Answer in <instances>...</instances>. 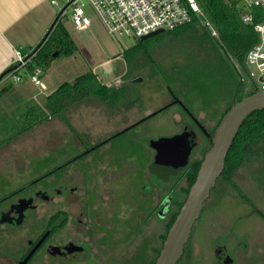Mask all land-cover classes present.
I'll return each instance as SVG.
<instances>
[{"label":"rangeland","instance_id":"obj_1","mask_svg":"<svg viewBox=\"0 0 264 264\" xmlns=\"http://www.w3.org/2000/svg\"><path fill=\"white\" fill-rule=\"evenodd\" d=\"M83 1L86 4L87 14L93 20L92 32L88 29L78 30L69 21V17L66 22L71 36L78 41L80 46L75 59L81 65L85 62L87 63L86 67L91 65L93 68L108 55L112 58L113 74H107L104 67L97 68L98 73L100 76L107 78L103 79L102 83L107 85L118 84L121 79L114 80V78L118 71L124 72L125 70L123 51L137 42L133 37H118L109 34L93 6L88 0ZM63 6L61 2L58 10L60 11ZM68 11L71 12V8H67ZM149 47L153 52L155 51L156 59L159 61L158 64H154L157 69H148L149 67L140 69L141 63L146 64L141 53L137 55L133 62H130L132 66L136 65L135 78L131 80L138 79V81L132 82L135 85L133 87L134 94L128 96V101L137 99L136 108L109 115L102 102L99 103L101 107L98 103H93L90 107L84 103L85 106L81 108V111L76 108L70 111L77 114V116L69 119L74 126V129L70 127L71 131L76 132L75 137L66 136V133L62 135L58 130H53L54 126L51 124L48 127H52V129L44 128V132L39 133L37 131L22 139V144L25 145V149L30 154H39L43 151L45 153L46 151L57 152L58 148L61 147L67 150L61 155L51 153L46 163L56 160L65 161L66 158H70V154L77 153V150H84L81 147L75 149V143L81 141L80 137L92 142V144L96 142L97 149L91 153L92 156L88 160L85 161L86 158H82L75 168L66 169L73 173V177L78 178L81 185L84 182V185L94 184L99 190L105 189L106 200L108 199V203L115 206L116 221H119V217L124 214L128 215L130 232L127 233V238L130 236L132 240L128 256L131 259V264L149 263V259L146 258L145 243H149L150 240H154L153 243H155L156 234H164L167 227L165 220L161 221L153 218L149 224L148 221H145L147 214L152 212V201L151 197L145 199L141 196L140 191L146 190L148 195L154 197L153 200L156 202L162 198L161 196H166L171 186L177 190V195L181 188L187 186L185 175L182 172L171 176L167 182L168 187H164L163 190H157L152 182L161 181V179L151 174L150 165L152 164L153 149L149 146V139L180 133L183 129L182 120H189L183 115L178 104L171 103L173 98H176L175 93L177 96L181 95L183 101L198 115L199 121L205 122L202 124L207 130L214 126L229 100L226 94H221L218 96L219 98L216 97L209 108L205 109L196 100L198 96L196 90H192L190 84L185 82V76L193 73L197 66L200 68L201 63H193V57H187V53L190 56L194 49L199 50L188 37L165 36L160 40L150 41ZM66 60L65 57H57L54 60L53 67L48 68V72H51L53 79L54 76L60 78L63 76L70 77L72 73L70 69H67V64L64 66L57 65ZM250 68L256 74L258 73L253 67ZM153 70L160 73L162 77H166L167 85L170 88L160 80L161 78H158V75L154 74ZM237 70L244 80V89L241 92L240 99L258 91L250 73L241 66H238ZM175 75H181L184 81L175 82L171 79ZM213 94L214 92L211 91L210 98ZM169 104L171 106L163 108ZM154 112L156 113L149 116L137 129L135 127L136 130L132 128L131 133L126 132L120 137L111 138L113 140V144L110 143L113 146L112 149L107 150L103 147L104 144L100 143L115 129L130 125ZM113 119L115 120L112 121ZM115 121H120L118 126L112 124ZM44 133H46L45 141ZM123 142H125V149L119 147ZM201 150L202 146L194 148V158L202 157ZM85 151H87L86 147ZM138 152L140 154L135 155ZM8 153H10L8 148L0 151V167L5 171L3 179L10 178L11 180L9 187H6V192L13 194L20 190V184L26 182L23 179L31 178V175L27 170V174L21 175L26 165L23 157H19L15 162H10L12 159L7 156ZM70 163L71 161L66 163V166ZM62 172H59L61 173L60 178ZM150 177L153 179L151 180ZM233 179L242 188L250 201L247 202L246 199L238 195L227 180L219 181L216 189L206 201L204 210L196 221L191 235L190 246H192L193 260L190 262L192 264H213L212 244L219 239H224V236L229 237L230 252H237L238 264H264V217L260 213V211L264 213V186L261 187L254 180L252 171L249 168L239 170ZM38 188H41L40 185H38ZM107 190H114V193L108 196ZM18 195L19 193H14L13 198L6 199L3 205H9V202L16 200ZM55 199L56 205L61 204L60 197ZM175 200H180V197H176ZM106 205V202L100 201V208ZM254 207L258 210L255 211ZM141 210L142 213L140 214L139 211ZM120 211H122V214L118 217ZM44 214H46V209L42 207L38 210L34 220H39ZM139 233L141 234L139 235ZM6 238H9V236L3 237L0 243H5ZM0 264L10 263L6 262L0 254Z\"/></svg>","mask_w":264,"mask_h":264},{"label":"trees","instance_id":"obj_2","mask_svg":"<svg viewBox=\"0 0 264 264\" xmlns=\"http://www.w3.org/2000/svg\"><path fill=\"white\" fill-rule=\"evenodd\" d=\"M199 2L204 9L206 17L212 22L217 35H213L212 32L204 25L202 20L195 18L194 21L174 30H164L144 40L137 39V43L135 45L123 51L126 69L122 73V82L113 85L104 84L92 70H89L85 74L78 77L74 82L62 83L48 96L47 103L50 108L48 113L40 109L39 106L37 107V104L31 103L27 106L26 110L20 111L13 118L9 117L7 122H14L18 125V132H16V134L32 129L43 120L57 117L65 120L68 126L74 129V126L64 116V114L70 106L78 104L79 102L93 99L103 102L106 106L113 107V109H116L121 105H126L128 109H133L134 107L136 108L137 99H133L130 102L128 101V96L134 94L133 87L135 85L132 83L133 81H131V79L135 78L134 72H136V65L132 66V63L130 62H133L137 55L141 53L146 64L144 65L141 63L140 69H147V67H149L148 69H157V66L154 64H158L159 61L156 59L155 51L153 52V50L149 47V42L152 40H160L165 36H176L181 38L186 36L193 42V44H196L199 49H194V52L190 56L187 53V57H193V63H201L199 65L200 68L197 66L193 73L185 76V82L190 84V88L192 90H196L198 96L197 99H195L199 104L201 103V106L204 109L209 108L211 104H213L212 102L216 99V97L221 94H226L229 99L227 106L221 111V114L217 118L214 126L212 128H208V132L213 135L223 115L237 100L240 99L241 94L239 96V89L241 79L240 74L234 66L244 67L246 55L248 51L257 43L258 35L252 24H248L243 21L242 0H199ZM63 12L64 10L59 12L52 28L49 30L42 42L29 55L28 58H30V61L26 66L28 72H32L36 67H41L44 74L45 70L51 64V55L56 50H58L56 58L70 57L78 51L77 43L61 19ZM252 13H254L256 21H259L261 19V14H264L260 8L252 9ZM222 47L227 53L224 52ZM14 68L15 66L12 65L9 69L3 72L0 76V80L11 73ZM153 72L156 76L158 75L159 79L161 78L160 80L166 86H168L166 77H162L160 73L155 72L154 70ZM171 79L179 83L180 81H184V78L181 75H175ZM168 87L170 88V86ZM5 90L6 88L2 89L0 91V95ZM211 91H213L214 94L210 98ZM175 96L177 100H181L183 102V104L190 110L191 113H193L195 117H198V115L192 111L191 107L183 101L181 95L177 96L175 93ZM32 106L37 107L38 112L37 110L33 111ZM168 106L171 105H166L165 108ZM179 107L183 115L189 119L184 121L185 127L183 130H185L188 125H192L193 128V125L195 126L194 119L190 114H188L183 106ZM201 123L205 122L201 120ZM152 139L153 138H150L149 142ZM197 146H202V157L195 158L191 168L186 171L187 173L185 175L187 177V186L181 188L180 190V196L178 195L180 200H177V208L174 211L171 220L167 223L166 232L162 234L163 241H165L170 227L187 199L190 188L197 178L203 157L209 150L211 143L209 139H206L204 144L200 145L199 143ZM119 147L121 149H125V142H123ZM150 147L152 149L154 148L152 146ZM137 154L140 153L138 152L135 155ZM154 156L155 155H153V157ZM151 163L153 164L152 161ZM40 165L35 164L33 169H37ZM243 168L251 169L254 180L261 187L262 185L264 186V109L254 111L242 124L227 155L224 171L218 178L216 186L212 189L211 194L216 189L219 181L224 179L227 180L231 186H233L238 195L249 202L250 199L233 179L234 175ZM60 170V166L53 167L49 172L50 174L47 173L41 177H37L34 181L35 183L29 182V186L21 187L20 190L16 191L17 194L27 190L32 184L37 186L36 188L40 185L42 186L41 188L44 189H46L48 185H56L60 179ZM14 193L10 194L9 198L13 197ZM254 210L257 211L258 209L254 207ZM260 213L264 217V213L261 211ZM161 249L162 246L156 253L151 264H155ZM223 257L221 260H223Z\"/></svg>","mask_w":264,"mask_h":264},{"label":"flooded vegetation","instance_id":"obj_3","mask_svg":"<svg viewBox=\"0 0 264 264\" xmlns=\"http://www.w3.org/2000/svg\"><path fill=\"white\" fill-rule=\"evenodd\" d=\"M175 99L173 98L171 103L182 106L178 101L175 102ZM142 119L140 118L114 135L130 132L132 128L136 130L147 118ZM182 122L184 128L185 122L183 120ZM186 128L197 131L202 139L200 145L209 139L196 123L193 128L192 125H188ZM155 139L159 138L152 140ZM152 140L148 142L149 146H152ZM102 144H106V142ZM194 148L186 168L179 171L162 163L157 158L158 151L153 148L155 156L152 158L151 174L161 179L157 182L152 181L157 190L168 187L167 182L171 176L180 174L179 172L184 175L187 173V169L191 168L195 159ZM80 160L82 158L75 159L78 162ZM62 167L66 169L68 166L64 164ZM72 174L66 169L62 172L56 185H48L46 189L36 188L26 192L22 191L16 200L9 202L10 204L6 208L0 205V240L9 236L5 243H0V254L6 262L10 264H131V259L128 256L132 245L130 236L127 238V233L130 232L128 215L124 214L119 217L122 214L120 211L118 214L120 219L116 221L115 206L110 205L108 199L106 200L105 189L99 190L94 184L84 185L83 181V185H81L78 178L73 177ZM150 179L153 178L150 177ZM185 180L187 182L186 175ZM176 192L177 190L171 186L166 196H161L162 198L155 202L154 197L148 195L146 190L140 191L141 196L145 199L151 197L152 201V212L147 214L145 220L148 221V224L153 218L165 220L166 224L171 220L177 208L175 198L180 196V191L178 195ZM107 193L110 196L114 190H107ZM56 197H60L61 204H55ZM100 201L106 202L107 205L100 208ZM42 207H45L46 214L39 220H34L38 210ZM139 213L141 214L142 210ZM223 238L212 244L213 264L216 260L217 245H221L220 255L226 257L231 253L229 237L224 236ZM155 240V243H153L154 240L145 243L148 264L152 263L164 243L161 234H156ZM190 241L191 236L185 246L184 254L177 264H192L190 261L193 260V253ZM233 254L235 264H238L237 252L235 251Z\"/></svg>","mask_w":264,"mask_h":264},{"label":"crops","instance_id":"obj_4","mask_svg":"<svg viewBox=\"0 0 264 264\" xmlns=\"http://www.w3.org/2000/svg\"><path fill=\"white\" fill-rule=\"evenodd\" d=\"M61 2L64 5L60 10H64L61 19L67 27L66 22L68 17L70 18L69 21L71 23L73 22L71 19L72 9L71 12H67L68 6L65 0H57L56 4H54L52 0H0V76L1 74H3V72H5L14 64L16 58L19 55L29 57V55L42 42V40L52 28L54 22L56 21L59 15L60 11L58 10V6ZM92 26L93 20L89 27L83 29H88L90 32H92ZM77 29L83 30L80 28ZM74 40L77 43L79 51V43L75 38ZM76 53L70 57H65L67 59L65 62L57 64L59 66H64L65 64H67V69H70L72 73L70 77L63 76L60 78L58 76H54V79L52 78L51 72H48V68L51 69L53 67V63L55 60L53 59L51 61L50 66L44 72L45 76L44 74L42 75V84L40 86L36 85L31 80L27 68H23L18 71V74L21 75V79L19 81H15L12 75L6 76L2 80H0V91L6 88V90L3 91L0 95V151H3L7 148L8 150H10V153H8L9 155H7L9 156V158L12 159V161L10 162H15L16 159H18L19 157H23V159H25L26 165L24 168L25 170H23L21 175H24V173L27 174V171L29 175H31V178L23 179V181L26 182L20 184V188L23 186H29V182H34L37 177H41L42 175L49 173L51 169L55 166H60V172H62L66 170L63 169L62 166L71 161L67 168H75L76 164L78 163V161H75L76 158L89 159L92 156L91 153L95 149H97L95 147L96 142L95 144H92V142L86 141L85 139L80 137L81 141L79 143H75V149H79L81 147L84 148V150H77V153L73 155L70 154V158H66L65 161L60 162L59 160H56L53 162L46 163L49 159L48 156H50L51 153H58L61 155L67 150H64L63 147H61L58 148L57 152L46 151L45 153V151H43V153L39 154H30L25 149V145L22 144V139L34 134L37 131L41 133L44 132L46 128L52 129V127H48L51 124L54 126L53 130H58V132L62 135L66 133V136L70 135L72 137H75L76 132L71 131L70 127L65 122V120L59 117L43 120L39 122L36 126H34L32 129L17 134L16 132H18V125L14 122H7V119L9 117H15V115H17V113H19L20 111L26 110L27 106H29V104L31 103L37 104V107L39 106L40 109L48 113V110H50L47 103L48 96L52 92H54L62 83L74 82L78 77L85 74L89 70H92L98 76V78L103 81V79L107 78L102 77V75L100 76L97 68L104 67L106 64L109 63L111 66L110 72H106V70H104L107 74H113L114 68L112 67V58L108 55L106 58L102 59L97 65H95V67L92 68L91 65H89V67H86L87 63L85 62H83V65H81V63L75 59ZM124 69H126V67H124ZM122 73L123 72H121V70L120 72L118 71V73L115 74L114 80L121 79ZM135 80L131 81L134 82ZM120 82H122V79L120 80ZM84 103L88 104V107H90V105H92L93 103H98V105L101 107V102H99L98 100L89 99L70 106V108L65 111L64 116L68 120L73 116H77L76 113L73 114L70 111H72L73 108H76L77 110L79 109L81 111V108H84L85 106ZM104 106L109 112V115H114V113L119 111L130 110V108L128 109L126 105H121L116 109H113V107H108L105 104ZM37 107H33L32 110L36 111ZM114 120L115 119H113L112 121ZM119 122L115 121L112 124L114 126H118ZM125 127L126 126L119 127L115 129L112 133H110L107 137L103 138L102 143L106 142L103 147H105L107 150L111 149V138L120 137L123 133L117 135L114 134H116L120 130H123ZM45 135L46 133L43 134L44 141L46 138ZM84 146L86 147L87 151H85ZM35 164L41 165L37 169H33V166ZM1 168L2 167H0V205L6 208L7 205H3V202L6 200L5 198H9L10 193L6 192V187H9L11 180L10 178L3 179L5 171H3V169ZM32 189H36L34 187V184L30 185V187L25 190V192Z\"/></svg>","mask_w":264,"mask_h":264},{"label":"water","instance_id":"obj_5","mask_svg":"<svg viewBox=\"0 0 264 264\" xmlns=\"http://www.w3.org/2000/svg\"><path fill=\"white\" fill-rule=\"evenodd\" d=\"M162 31L164 30L159 29L153 31L143 35L140 39H147ZM223 50L227 53L224 48ZM57 54L58 50L52 53L50 62L56 58ZM234 67L237 70V66ZM244 68L250 73V69L247 65V58H245L244 61ZM104 69L106 72H110V64H106ZM240 79L239 96L244 89V80L241 76ZM135 81H138V79ZM176 101H178L188 114L192 116L195 123L199 125L203 133L209 138L211 146L203 157L197 178L191 186L187 199L167 233L155 264H177L182 258L193 227L201 216L204 203L209 199L212 189L216 186L218 178L224 171L227 155L242 124L254 111L264 109V90L258 89V91L237 100L223 115L213 135L207 131L205 126L201 124L199 119L190 112L181 100L175 99V102ZM165 107L166 106L163 108ZM155 113L156 112L149 114L142 120ZM201 140V136L198 135L197 131L189 128L174 136H164L152 140L151 145L158 151L157 158L162 163L168 164V166L172 167L175 171H179L187 165L193 148L199 144ZM220 247L221 245L216 246L217 258L215 264H235L232 253H229L226 257H223L224 255H220L219 257L222 251ZM222 257L223 260H221Z\"/></svg>","mask_w":264,"mask_h":264},{"label":"built area","instance_id":"obj_6","mask_svg":"<svg viewBox=\"0 0 264 264\" xmlns=\"http://www.w3.org/2000/svg\"><path fill=\"white\" fill-rule=\"evenodd\" d=\"M72 9L73 24L80 29L91 25L92 19L87 14L83 0H65ZM54 4L57 0H52ZM101 18L109 34L118 37H133L140 39L143 35L159 29L174 30L194 21L202 20L204 25L217 35L212 22L206 17L199 0H88ZM242 18L245 23L252 24L257 35V43L248 51L247 65L250 75L254 78L256 88L264 90V14L260 20H255L252 9L260 8L264 13V0H242ZM30 58L19 55L13 66L12 75L15 81L21 79L17 72L26 68ZM253 67L257 74L251 70ZM43 69L36 67L29 72L31 80L36 85L42 84Z\"/></svg>","mask_w":264,"mask_h":264}]
</instances>
